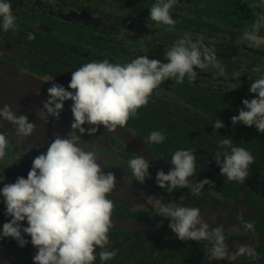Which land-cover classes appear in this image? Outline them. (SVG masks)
Returning a JSON list of instances; mask_svg holds the SVG:
<instances>
[{
    "label": "flooded vegetation",
    "instance_id": "flooded-vegetation-1",
    "mask_svg": "<svg viewBox=\"0 0 264 264\" xmlns=\"http://www.w3.org/2000/svg\"><path fill=\"white\" fill-rule=\"evenodd\" d=\"M153 3L154 0H12L17 28L7 33L0 31V108L4 106L2 100L8 97L11 101L6 104L13 112L27 115L36 129L27 141L21 142L17 141L12 125L3 122L0 131H8L10 155L0 162V188L20 176L27 178L33 159L47 149L45 128L53 126L65 133L71 130V100L65 101L59 121L49 118L45 124L36 115L52 83L67 87L72 71L92 60L126 63L146 55L167 62L168 47L187 33L194 42L201 39L215 48L227 76L195 69L198 76L192 83L187 77L182 84L167 80L125 126L111 131L99 126L94 135L82 137L95 145L101 162L140 195V199H124L116 191L112 194L115 207L109 236L116 255L110 264L205 261L207 247L177 239L168 227L169 222L146 205L141 192L144 196L155 194L165 204L182 202L197 206L204 219L210 214L212 221L215 218L225 228L239 225L242 213L245 219L255 221L256 232L253 235L233 231L228 243L233 249L240 243L252 244L258 259L240 257L234 264H264V134L254 126H234L231 122V117L243 107L242 100L255 97L249 88L255 77L264 72V46L249 47L242 42L243 26L228 23L225 6H201L200 0L197 5L182 6L183 0H178L181 6L176 4L171 10L176 23L169 28L148 18ZM29 33L34 39L27 38ZM259 36L264 43V32L260 31ZM216 119L222 120L224 127L215 131L212 125ZM155 130L164 133L166 139L162 144L147 142L148 135ZM225 136L233 140L234 146L246 148L255 157L244 183L227 181L215 162L219 141ZM178 149L194 150L196 177H189L190 181H213L199 196L187 189L168 192L155 183L158 170L167 174L174 167L167 160ZM137 154L151 164V176H146L144 184L135 181L126 167L127 161ZM10 219L0 202V226ZM158 224L161 226L157 227ZM25 238L30 241V237ZM35 252L30 242L20 247L12 238L0 240V264H33Z\"/></svg>",
    "mask_w": 264,
    "mask_h": 264
},
{
    "label": "clouds",
    "instance_id": "clouds-1",
    "mask_svg": "<svg viewBox=\"0 0 264 264\" xmlns=\"http://www.w3.org/2000/svg\"><path fill=\"white\" fill-rule=\"evenodd\" d=\"M177 3L178 0H154L148 18L157 25L173 28L176 21L171 10ZM255 16L251 28L241 32V40L249 47L260 48L264 46L259 36L260 29L264 28V12ZM17 19L12 0H0V31H15ZM27 38L31 40L34 36L29 33ZM165 60L149 59L146 55L126 63L92 60L72 71L67 87L51 84L48 97L36 109V115L45 124L49 118L59 121L65 101L71 100V130L63 136L53 133L46 151L33 159L27 178L20 176L0 188V202L5 206V215L11 218L0 226V240L12 238L20 247L30 242L36 249L33 264H96L97 260L100 264H110L113 261L116 253L112 250L109 232L115 207L111 197L116 189V175L114 171H105L95 145L82 137L94 135L99 126L109 131L125 126L148 103L154 90L167 80L182 84L187 77L192 83L198 76L195 69L227 76L215 48L205 45L201 39L194 42L187 33L168 47ZM249 91L255 97L242 100L243 107L238 115L231 117V122L234 126H254L258 133L264 134V72L255 77ZM5 121L12 125L17 141H27L36 129L27 115H16L8 104L0 108V127ZM212 127L216 131L224 123L216 119ZM165 139L162 131L155 130L148 135L147 142L162 144ZM9 148L10 137L4 129L0 131V162L10 155ZM214 158L220 174L227 181L237 183L245 182L255 159L246 148L234 146L228 136L219 141ZM167 162L174 167L167 174L162 169L157 171L155 183L159 188L168 192L187 189L199 196L206 186L213 185L208 178L195 183L188 179L196 177L193 149H178ZM126 167L140 184L145 183L146 176H151V164L142 155L130 158ZM141 196L158 217L169 222L168 227L177 239L207 247L206 264H234L240 257L258 259L252 244L240 243L233 249L228 243L233 231L253 235L256 232L255 221L245 219L242 213L239 225L225 228L221 223L211 227L197 206L182 202L165 204L155 194L144 196L141 192Z\"/></svg>",
    "mask_w": 264,
    "mask_h": 264
},
{
    "label": "trees",
    "instance_id": "trees-1",
    "mask_svg": "<svg viewBox=\"0 0 264 264\" xmlns=\"http://www.w3.org/2000/svg\"><path fill=\"white\" fill-rule=\"evenodd\" d=\"M197 3L198 0H183L182 6L197 5ZM202 3L210 6H225L228 23L233 26L242 25L243 30L251 28L256 19L255 13L264 12V0H200V4ZM260 31L264 32V28H261Z\"/></svg>",
    "mask_w": 264,
    "mask_h": 264
},
{
    "label": "water",
    "instance_id": "water-1",
    "mask_svg": "<svg viewBox=\"0 0 264 264\" xmlns=\"http://www.w3.org/2000/svg\"><path fill=\"white\" fill-rule=\"evenodd\" d=\"M10 101L11 100H8V97H7L6 99L2 100V103H3V105H5L6 102H10ZM43 132H44V136L46 137V140L48 143L53 139V133H58L61 136L66 134L64 131L60 130L57 127H53V126L45 128V131H43ZM101 163H103V162H101ZM103 164H102V167H103ZM105 171H109V168L106 165H105ZM115 175H116V189H115V191L118 192L122 198L131 199V198L136 197V198L140 199V195H138L136 193L137 191L133 189L132 185H130L126 180L121 178V176L117 175L116 173H115ZM0 187H1V184H0ZM210 217H211L210 214L207 215L206 216L207 219H205V220L210 224L211 227H215L217 224H221V222H213ZM220 263L221 262H219V264ZM197 264H206V260L199 262Z\"/></svg>",
    "mask_w": 264,
    "mask_h": 264
}]
</instances>
